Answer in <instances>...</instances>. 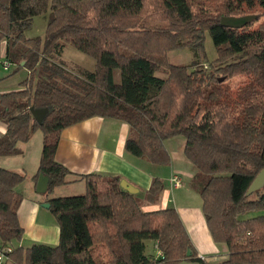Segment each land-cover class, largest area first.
Here are the masks:
<instances>
[{"label":"trees","instance_id":"trees-1","mask_svg":"<svg viewBox=\"0 0 264 264\" xmlns=\"http://www.w3.org/2000/svg\"><path fill=\"white\" fill-rule=\"evenodd\" d=\"M205 3L0 0V67L7 62L13 68L0 81L26 71L16 90L0 92V157L20 155L18 144L39 131L33 180L47 177V196L68 184L70 172L55 160L66 128L94 117L124 122L130 129L126 153L156 166L170 164L164 142L182 137L207 229L227 248L226 259L214 264H264V213L244 218L264 212V190L247 195L264 169V0ZM38 16H48L44 35L27 38ZM223 16L256 19L237 29L222 27ZM206 33L217 57L211 72L169 63L167 53L183 47L205 55ZM66 45L92 58L93 72L65 75L52 57ZM30 108L47 109L41 124ZM25 179L0 168V245L12 247V264H213L197 255L174 208L144 210L118 176L96 174L80 177L83 195L47 201L59 228L55 247L14 248L24 235L15 188ZM163 189L153 178L146 204L157 203ZM146 241L156 245L152 257L145 254Z\"/></svg>","mask_w":264,"mask_h":264},{"label":"crops","instance_id":"crops-1","mask_svg":"<svg viewBox=\"0 0 264 264\" xmlns=\"http://www.w3.org/2000/svg\"><path fill=\"white\" fill-rule=\"evenodd\" d=\"M25 36L27 37L26 33ZM67 47L70 46L66 45L63 48L61 56L68 49ZM3 50L4 47L2 45V52ZM83 59L81 64L70 61L71 64H74V67L75 65L78 66L75 68L76 70H82L78 74L76 73L77 76L81 72H93L94 70L95 61L90 57L89 59ZM19 74L23 77H11L10 79L0 81V92L16 90L18 84L25 79L26 71L21 70L17 75ZM114 81L119 82L118 71L114 72ZM4 133L5 126L0 123V135ZM129 136L130 129L124 122L100 117H94L64 129L60 133L55 160L70 172L66 177L68 184L55 188L47 196L44 192L37 191L39 176L36 181L33 180L40 160L42 134L37 131L31 135L27 143L18 144L21 154L10 158L16 159L20 157L21 160L16 163L12 162L11 170L6 169L26 176V179L15 188V191L22 197L17 210V217L20 226L24 230V235L20 241L12 242L13 247L23 249L30 248L33 245L55 247L58 244L59 238L57 220L49 209L43 208V205L48 203L47 201L52 198L76 196L69 190L71 187L78 186L79 194L83 195L85 193V182L80 177L96 174L101 176H118L120 183L121 181H125L133 187L135 194L140 193L143 196L149 188L152 179L159 178L163 183L164 189L158 202L153 205H147L145 202L143 207L149 208L150 210L168 207L174 208L180 217L197 255L204 258L208 263L213 264L225 260L227 257L226 246L215 243L212 240L202 214L201 200L192 202L194 196L197 197L199 195L192 187L183 188L182 175L175 173V169H173L174 163L171 160L166 146L165 148L172 163L169 168H166V166L152 165L126 153L124 145ZM174 138L166 140L164 145ZM179 138L177 137L176 139ZM176 141L177 145L180 143V147L183 150L185 145L184 138L183 140ZM189 174V178L192 181L194 177L192 170ZM163 175L167 176L164 177ZM174 176L180 180L179 187L174 186L171 181ZM172 193L176 196L174 197ZM180 195L184 197L183 201L180 199L177 201ZM186 198H189V200H186ZM257 215L259 213H249L244 218H251ZM148 242L152 241H146L145 248ZM153 244L155 248L156 245L154 242ZM8 264H12L10 260Z\"/></svg>","mask_w":264,"mask_h":264},{"label":"rangeland","instance_id":"rangeland-1","mask_svg":"<svg viewBox=\"0 0 264 264\" xmlns=\"http://www.w3.org/2000/svg\"><path fill=\"white\" fill-rule=\"evenodd\" d=\"M195 1H200V0H195ZM205 1H207V3H205L204 6H207V4H209V6H210L213 3V0H205ZM47 18H48V16H38V17L34 18L31 27L25 32L27 37H31V38L43 37ZM67 48L68 49L65 50L63 56H61V55L60 56H54L52 58H53V62L55 64L59 65L62 70H64L63 73H65V75H68L73 79V77L76 75L75 73H79V71H82V70H80V69L76 70L75 68H77L78 66L75 65V67H74L73 66L74 64H71L70 61L77 62L76 64H81L84 60L83 58L89 59V57H87L86 55L80 53L79 51H77L71 47H67ZM204 50H205V55H202L201 53L195 52V51L189 49L188 47H183V48H180L178 50L168 52L167 53V59H168L169 63H171L173 65L191 66L192 70H203L205 73H209L212 71L211 70L212 64L216 60L217 57H216V51L214 49V46L212 44L211 38H210L208 33L205 34ZM168 54H169V57H168ZM74 58H76V59L73 60ZM70 59H72V60H70ZM236 59H241V57L236 56ZM84 65H86V64H84ZM221 66H224V65H221ZM218 67H219V65H218ZM218 67H216V69ZM12 71H13L12 67H10L8 71H4L3 67H0V77L8 76L9 74L12 73ZM15 75H13L11 77L12 78H14V77L15 78H17V77L22 78L23 77L21 74H19L17 76H15ZM157 76L165 78L166 74L164 72H158ZM11 77H9L8 79H10ZM131 136H133V133L131 134ZM176 138L169 140L167 143H165V146H166V148H167V150L171 156L172 162L174 163L173 169H175L174 170L175 173L182 175L181 177H182L183 188L184 187H185V189L191 188V185H190L191 178H189L190 177L189 173L192 170L193 175H194L195 174V168L184 157L183 150L180 147V143L178 145L176 143L177 142L176 140H183V138L182 137H180L179 139H176ZM20 160H21L20 157H17L16 159L10 158V157H0V168L11 170L12 169L11 168L12 162L16 163V162H19ZM171 160H170V164H172ZM170 164L167 165L166 168H169ZM163 176L166 177L167 175H163ZM106 189H107V186L105 183L99 184V186H98L99 191H105ZM69 190L74 195H81V194H79L80 191L78 189V186L71 187ZM263 190H264V185L259 190V192H261ZM133 194H134V197H135L137 203L140 206H142V208L144 210H150L149 208L143 207L145 204V201L143 199L144 196L142 194H140V193L139 194L133 193ZM175 196L176 195H174V197ZM193 196H194V194H193ZM199 198H200L199 196H197V197L194 196L192 202H196L197 200H201ZM179 199L181 201H183L184 197L180 195V196H178L177 201H179ZM186 200H189V198H186ZM261 213H264V212H260L259 214H261ZM153 246H154L153 242L147 243V247H146V251H145L146 256L152 257L153 254H155V248Z\"/></svg>","mask_w":264,"mask_h":264},{"label":"water","instance_id":"water-1","mask_svg":"<svg viewBox=\"0 0 264 264\" xmlns=\"http://www.w3.org/2000/svg\"><path fill=\"white\" fill-rule=\"evenodd\" d=\"M256 16H242V17H233V16H227V17H222L220 19V25L222 27H228V28H241L247 24H249L251 21L255 20ZM30 113L32 118L38 123L41 124L42 120L44 119L47 109H34L30 108ZM47 184H48V179L47 177L43 175H39V182L37 184V191L38 192H45L47 189ZM264 185V169L260 171V173L255 177L251 185L249 186L247 190V195L252 194L253 192H256L260 190ZM120 187L125 190L128 193H135V190L133 189L132 186H130L128 183L125 181H121ZM50 205L49 203H46L43 205V208L49 209ZM191 252L190 250H187L186 252V257H190ZM179 264H192L188 263L186 261L181 262Z\"/></svg>","mask_w":264,"mask_h":264},{"label":"built area","instance_id":"built-area-1","mask_svg":"<svg viewBox=\"0 0 264 264\" xmlns=\"http://www.w3.org/2000/svg\"><path fill=\"white\" fill-rule=\"evenodd\" d=\"M4 70H8L9 65L7 62H3L2 65ZM172 183L174 186H180V180L177 177L172 178ZM12 252V247L10 245H0V264H8L9 261V254Z\"/></svg>","mask_w":264,"mask_h":264}]
</instances>
